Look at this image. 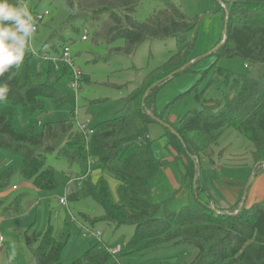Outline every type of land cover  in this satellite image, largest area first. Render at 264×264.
I'll return each mask as SVG.
<instances>
[{
  "label": "trees",
  "instance_id": "trees-1",
  "mask_svg": "<svg viewBox=\"0 0 264 264\" xmlns=\"http://www.w3.org/2000/svg\"><path fill=\"white\" fill-rule=\"evenodd\" d=\"M60 1L69 12L62 27L72 29L75 22L84 28L89 26L94 37L105 44L124 39L125 47L114 49L113 53L130 56L143 42L167 38L176 40L177 53L122 99L125 114L97 123L86 140L75 130L73 109L67 117L43 123L36 130V116L43 111L44 100H49L53 108L74 106L73 94L65 89L72 75L66 67L55 72L49 62L33 65L26 48L22 63L0 77V82H7L10 88L6 101L0 102L10 106L0 112V151L19 156L21 178L42 192L57 186L56 172L46 163L48 155L75 168L78 178L86 175L91 160L90 171L98 174L88 177L79 189L66 190L67 200L76 202L82 195L101 208V215L90 217L92 220L79 214L89 226L103 223L114 230L134 227V235L123 246L121 257L135 253L150 257L160 250L166 254L161 258L167 259L172 250L180 249L185 255L193 249L195 254L180 264H264V204L241 206L243 191L229 209L215 208L210 198L198 200L199 191L204 190L195 167V160L200 159L213 164L212 147L221 132L230 127L250 141L254 172L264 169V0H231L223 15V38L213 52L217 59L242 60L253 69L252 74L237 75L212 64L213 74L232 95L204 101L177 124L166 128L167 146L176 152L173 160H179L181 154L186 159L182 181L191 183L196 193V202L178 212L168 209L166 203L152 202V184L168 162L152 151L147 126L151 120L164 122L154 106L158 88L177 74L171 78L169 75L177 70L179 74L192 64L186 57L194 47L197 22L191 21L172 0H159L162 8L144 21L134 17L142 0ZM9 3L21 6L18 0ZM59 39L64 47L63 39ZM49 48L54 55L60 52L55 45ZM42 54L38 52L39 57ZM124 86L112 87L119 90L127 87ZM13 108L27 118L25 129L15 126ZM11 174L10 168L0 172V192L8 187ZM111 179L116 183L114 192ZM0 211L5 217L18 215L19 198L6 206L0 198ZM68 243L69 234L56 237L50 225L34 247L29 244L27 264H116L108 253L98 250L100 243L64 263Z\"/></svg>",
  "mask_w": 264,
  "mask_h": 264
},
{
  "label": "rangeland",
  "instance_id": "rangeland-1",
  "mask_svg": "<svg viewBox=\"0 0 264 264\" xmlns=\"http://www.w3.org/2000/svg\"><path fill=\"white\" fill-rule=\"evenodd\" d=\"M172 2L191 21L197 22L194 47L186 57V61H191L192 64L187 70L179 74L176 73L177 75L171 81L158 88L154 106L157 115L164 122L156 121L158 119L151 120L147 129L148 138L152 142V151L156 156L168 162L161 169L158 179L152 184V202L166 203L168 209L178 212L181 208L196 202V193L193 191L191 183L182 181L183 162L186 159L181 154L179 160H173L176 152L167 146L166 128L177 124L188 111L198 108L204 101L220 100L224 95H232L221 79L216 78L213 74L210 69L212 64L215 63L217 67L237 75H251L253 69L247 67L240 59H217L213 53L223 38L225 22L223 15L230 8L231 0H172ZM25 4L29 9L35 8L34 10L38 12L45 10L49 12V15L37 28L36 34L31 37V49L36 54L41 52L54 55L49 46L55 45L57 50L61 51L62 43L59 39L61 37L70 48L75 68L82 72V77L79 80L80 90H77L76 93L73 92L76 101V103L74 101V106L64 105L60 108H53L49 100H44V109L36 116L37 131L40 130L43 123L67 117L72 109L77 110V118L80 122H85L88 119L90 127L117 115L125 114L122 99L134 88L141 86L143 78L162 67L177 53L174 38L143 42L130 56L113 53L114 49L125 47L124 39H117L112 43L105 44L94 37L93 30L89 26L84 28L75 22L72 23V29L62 27L69 16L68 9L62 1L26 0ZM161 8L162 3L159 0H142L137 5L134 17L138 21H144L154 11ZM75 28L78 30L75 31ZM82 35L87 36L86 41H81ZM26 48H28V43ZM31 59L33 65H39L41 62L36 57ZM67 84L65 89L69 90ZM124 85L127 87L119 90L112 87H125ZM196 94L199 95V101L196 99ZM8 107L10 106L0 104V112ZM13 109L15 126L21 130L25 129L28 125L27 118L19 109ZM74 121L76 124L75 118ZM212 148L213 164H210L207 159H200V162L195 160L200 187L204 190L199 191L198 200L214 199L215 208L229 209L232 204L221 191L224 187L231 188L236 184H246L252 177L253 180L246 193L244 205H252L254 201L264 204V195H262V192L264 194V169L257 173L254 172L253 160L250 155L252 152L250 141L229 127L221 132L217 143ZM20 163L19 156L0 151V172L6 168L12 170L9 185L6 190L0 192V198L3 200L4 206L9 205L16 198H19L20 201V212L16 216L5 217L0 211V235L4 239L0 251V264L7 261L12 251L10 247L12 242L16 246V256L12 263L27 264L29 244L34 247L50 225L56 237L63 233L69 234L68 247L63 257L64 263L77 258L98 241L101 242L100 245L116 247L124 246L127 241L131 240L134 235L132 226L114 230L113 226L103 223L89 226L87 222L82 221L83 218L79 214L88 216V219L92 220L90 217H98L102 210L95 202L83 198L82 195H79L76 202L67 200L65 191L79 189L78 187L83 184L73 181V178H78L75 168L57 159L55 155H48L46 163L56 172L57 186L51 191L42 192L21 178L18 172ZM91 173L92 178L98 174L97 172ZM109 183L112 192H114L115 181L111 179ZM13 186H16L17 190L13 191ZM255 187L259 188L257 198L252 196ZM61 198H65L66 206L59 204ZM69 212L76 221H71ZM80 224L93 230H100L99 239L96 240L90 236L84 238L81 234ZM195 252L192 249L183 255L180 249H175L168 253L167 259H162L161 256L166 254H164L165 252L160 253L158 250L150 257H143L141 253H135L122 258L126 264H180L191 258Z\"/></svg>",
  "mask_w": 264,
  "mask_h": 264
},
{
  "label": "clouds",
  "instance_id": "clouds-1",
  "mask_svg": "<svg viewBox=\"0 0 264 264\" xmlns=\"http://www.w3.org/2000/svg\"><path fill=\"white\" fill-rule=\"evenodd\" d=\"M34 31L33 16L26 5L17 6L9 0H0V77L12 66L18 67L22 63L26 44ZM9 91V84L0 82V102L6 101ZM0 240H3L2 236ZM10 247L12 251L4 264H12L15 259V243L12 242Z\"/></svg>",
  "mask_w": 264,
  "mask_h": 264
},
{
  "label": "built area",
  "instance_id": "built-area-1",
  "mask_svg": "<svg viewBox=\"0 0 264 264\" xmlns=\"http://www.w3.org/2000/svg\"><path fill=\"white\" fill-rule=\"evenodd\" d=\"M18 1H20L21 5H26L25 4L26 0H18ZM29 11L31 12V14L33 16V20H34L35 31L33 34H36L37 28L39 27V25L42 24L43 20L49 15V12L46 10L43 12H38L34 9H29ZM86 40H87V36L82 35L81 41H86ZM27 43H28V54H30L31 57L38 58L42 62L51 63L55 72H59L62 67L68 68L71 72V75H72L71 80L67 84L69 91H71L72 93L73 92L76 93L77 90H80L79 80L82 77V72L79 69L75 68V65L73 63V59H72V56L70 53V48L68 45L62 47V49L58 55H50L48 53H44L39 57L38 53L36 54L31 49V44H30L31 39ZM74 93H73V95H74ZM75 103H76V101H75ZM74 114H75L74 118L76 119L77 130L81 134H83L87 140L93 134V130L89 126V120L86 119L85 122H80L77 118V110L74 112ZM91 164H92L91 160H88L89 169H88L86 175L84 177H80V178H76V179L73 178V181H79L82 184L91 175V171H90V165ZM80 186L78 188H80ZM12 190L13 191L17 190V187L13 186ZM59 204L66 206L65 198H61L59 200ZM69 216H70L71 221H76L74 216L71 213L69 214ZM80 229H81V234L84 238L90 236V237L98 240L99 237L101 236L100 230H93L90 227L82 225V224H80ZM3 242H4V239L0 240V251H1V248L3 246ZM97 243H101V242L98 241ZM98 250L105 251L106 253H108L113 258V260L115 261L116 264H126L124 262L123 258L121 257V255L124 253V247L123 246L108 247L107 245L101 244L98 247Z\"/></svg>",
  "mask_w": 264,
  "mask_h": 264
},
{
  "label": "crops",
  "instance_id": "crops-1",
  "mask_svg": "<svg viewBox=\"0 0 264 264\" xmlns=\"http://www.w3.org/2000/svg\"><path fill=\"white\" fill-rule=\"evenodd\" d=\"M244 185H245V183L244 184L240 183V184H236V186L231 187V188H225L224 187V189L221 191V192H223V196H225V198L228 199L229 203L232 204L231 206H233L239 200V197H240V195L244 189ZM258 192H259V188L255 187L252 191V196L254 198H257V196L259 195ZM262 195H264L263 192H262ZM263 198H264V196H263ZM252 201H254V200L252 199ZM255 202L256 201H254V203ZM212 203L215 206V200L214 199H212Z\"/></svg>",
  "mask_w": 264,
  "mask_h": 264
},
{
  "label": "water",
  "instance_id": "water-1",
  "mask_svg": "<svg viewBox=\"0 0 264 264\" xmlns=\"http://www.w3.org/2000/svg\"><path fill=\"white\" fill-rule=\"evenodd\" d=\"M224 32H226V31H224ZM216 49V48H215ZM214 49V50H215ZM190 64V63H189ZM189 64H187V65H185V67H187ZM180 70H177V71H175L174 73H172L171 75H169L168 76V78H171L172 76H173V74H176V73H178ZM156 121H158V122H160L159 120H156ZM197 173H198V168H197ZM252 177H250L249 178V180L247 181V183L245 184V186H244V189H243V194H242V198H241V202H240V205L241 206H243L244 205V202H245V199H246V193H247V191H248V189H249V187H250V185H251V183H252Z\"/></svg>",
  "mask_w": 264,
  "mask_h": 264
}]
</instances>
